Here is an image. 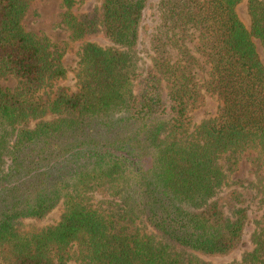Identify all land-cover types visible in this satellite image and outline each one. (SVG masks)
Masks as SVG:
<instances>
[{
    "label": "trees",
    "instance_id": "16d2710c",
    "mask_svg": "<svg viewBox=\"0 0 264 264\" xmlns=\"http://www.w3.org/2000/svg\"><path fill=\"white\" fill-rule=\"evenodd\" d=\"M30 1L0 0V78L16 79L0 85V264H212L195 254L233 252L255 198L229 264H264V0H158L148 63V0H59L80 44L76 91L52 95L67 44L23 27ZM204 92L218 105L194 124ZM242 157L254 181L230 176Z\"/></svg>",
    "mask_w": 264,
    "mask_h": 264
},
{
    "label": "rangeland",
    "instance_id": "374dc122",
    "mask_svg": "<svg viewBox=\"0 0 264 264\" xmlns=\"http://www.w3.org/2000/svg\"><path fill=\"white\" fill-rule=\"evenodd\" d=\"M149 6L146 7L144 13V27L140 30L141 41L138 44L140 50L138 51L139 56L141 59H144L146 63H148V58L145 54H147L146 47L148 46V40L146 37V29L147 26H153L155 24L156 18V3L158 0H148ZM98 3V0H85L80 4H75L72 7L73 11H88L94 5ZM62 11V8L59 5V0H31L25 16L22 20L23 27L34 33H44L46 36L49 37L51 42L53 43H60L65 41L67 46L64 50L62 57H61V64L66 70V76L63 79H58L54 82L51 89H47L46 92L48 95H52L53 91L56 87H64L67 89L68 92L76 91V86L74 83V70L76 67V51L79 46L78 41H71L68 38V32L64 28V26L60 23V16L59 13ZM235 12L240 19V21L245 25V27H249V16L246 13L245 7L243 3H239L235 6ZM88 41L95 42L100 46H109L111 45L105 39H103L100 35H93L87 38ZM256 52L262 62H264V55L261 51L260 44L257 39H252ZM139 64V62H138ZM16 84V79L7 76L0 78V85L3 87H10L12 88ZM46 92H40L41 97H46ZM218 105V100L210 95L209 93L204 92L203 98L201 103L194 109L190 111L191 115V122L197 124L202 119L208 118L215 114L216 107ZM31 125V123H29ZM253 167L245 160L244 157L240 158L236 169L231 173V177L240 178L246 181H254L255 174L253 173ZM262 172V171H261ZM260 173V172H259ZM246 184V183H245ZM246 196L248 197V202H250L251 192L248 190L246 191ZM257 198L253 203H250L248 208L249 213V222L245 228V232L243 234L242 240L240 245L230 254L222 257H207L195 254L197 258L203 262L212 263V264H229L238 262L240 260L241 255L248 249L251 248L249 242V234L252 230L253 225L251 224V220L254 217H257L260 213V208L256 205ZM61 212V207H56L53 211H51L48 216L42 221H35L32 219H27L23 221L22 228L24 230H31L40 228L46 224L53 223L59 216ZM186 254L191 255L192 252H187Z\"/></svg>",
    "mask_w": 264,
    "mask_h": 264
}]
</instances>
